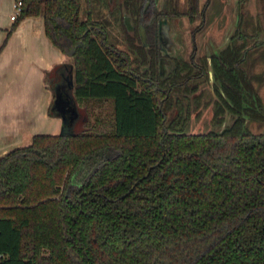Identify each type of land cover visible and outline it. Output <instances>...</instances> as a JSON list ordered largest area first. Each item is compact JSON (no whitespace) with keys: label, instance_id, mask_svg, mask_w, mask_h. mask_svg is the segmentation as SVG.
Instances as JSON below:
<instances>
[{"label":"trees","instance_id":"1","mask_svg":"<svg viewBox=\"0 0 264 264\" xmlns=\"http://www.w3.org/2000/svg\"><path fill=\"white\" fill-rule=\"evenodd\" d=\"M196 3L171 10L194 19ZM81 5L23 0L8 31L25 16L44 17L49 37L73 58L82 126L36 134L0 156V264H264V66L252 77L242 67L260 20L242 13L231 42L213 55L236 117L222 132L193 133L185 88L167 84L155 96L139 85L104 43L99 8L83 20ZM182 78L177 71L169 82ZM214 107L212 120L222 123L225 108ZM103 148L111 156L73 181Z\"/></svg>","mask_w":264,"mask_h":264},{"label":"flooded vegetation","instance_id":"2","mask_svg":"<svg viewBox=\"0 0 264 264\" xmlns=\"http://www.w3.org/2000/svg\"><path fill=\"white\" fill-rule=\"evenodd\" d=\"M187 1L90 0L87 2L85 0V7H83V2L81 5L80 17L85 20L88 18V10L91 7L99 8L102 15L100 19L104 23L103 41L111 49L114 60L117 61L118 66L127 69L139 85L149 87L155 96L158 95L159 88L167 84L170 86L181 85L185 88L181 93H178L192 102L190 126H193L194 119H200L205 113L207 115V123H204L203 127L189 130V132L198 133L210 130L222 132L233 122L236 115L226 104L230 103L233 106L231 98L224 90L223 82L215 74L213 55L218 54L231 42L235 29L240 24L242 13L250 12L257 22L260 20L261 29H259L258 35L246 45L244 51L246 60L242 67L246 69L250 77L263 71L264 61L261 60V56L262 51L264 54V46H262L264 44H261V47H257L258 45L254 47V45L264 42V2L260 0H255L254 3L252 0H225V3H229L228 5L231 6V17L220 40L217 44L213 42L215 44L206 47L204 52H199L194 47L190 52V57L184 58L179 52L180 44L176 40L177 32L174 29L171 30V27L174 28L173 18L186 17L190 22H198L197 28H201L205 23L207 10L212 4V0H192L197 2V13L194 19L190 13L181 15L173 13L171 8L180 6L185 8ZM95 19L99 20L98 17ZM251 33V29L247 31V34ZM71 67L73 70L72 89L68 78ZM177 71L181 72L182 80L169 82V78ZM258 75L261 80L257 86L264 105V71ZM52 77H54L52 79L54 100L56 90L63 92L65 98L73 96L76 99L73 58L59 66ZM243 101L247 103L246 99ZM216 102H221L225 108L222 123L212 120ZM244 117L248 122L250 116L244 113ZM109 157L103 156L98 163L92 157L88 158L81 167H77L73 181L80 183Z\"/></svg>","mask_w":264,"mask_h":264},{"label":"crops","instance_id":"3","mask_svg":"<svg viewBox=\"0 0 264 264\" xmlns=\"http://www.w3.org/2000/svg\"><path fill=\"white\" fill-rule=\"evenodd\" d=\"M17 0H0V156L32 143L36 134H58L52 115L55 70L72 60L46 31L42 15L12 19Z\"/></svg>","mask_w":264,"mask_h":264},{"label":"rangeland","instance_id":"4","mask_svg":"<svg viewBox=\"0 0 264 264\" xmlns=\"http://www.w3.org/2000/svg\"><path fill=\"white\" fill-rule=\"evenodd\" d=\"M252 1L254 3L255 0ZM82 2L85 7V0ZM228 4L225 3V0H212V4L207 10L205 23L201 28H197L198 22H190L186 17L173 18L174 30L177 32L176 40L180 44L179 52L182 57L189 58L194 47L199 52H204L206 47L217 44L230 21L231 6ZM90 106L96 113L99 111L97 103H92ZM80 122L79 119L75 123V130L81 129ZM204 123H207L206 113L200 119H194L193 126H190L189 130L203 127Z\"/></svg>","mask_w":264,"mask_h":264},{"label":"water","instance_id":"5","mask_svg":"<svg viewBox=\"0 0 264 264\" xmlns=\"http://www.w3.org/2000/svg\"><path fill=\"white\" fill-rule=\"evenodd\" d=\"M174 28L171 27V30ZM229 37V36H228ZM73 70L72 67L70 69V76L69 78V84L70 88H73ZM52 109L54 110L56 116H60L62 119V125H61V130L60 134L62 135H70L75 132V123L78 121L80 118V111L79 107L77 104V101L75 97L71 98H65L63 92L56 90V98L54 100V103L52 105ZM109 157L110 156V151L109 149H99L95 151L93 154L88 155L78 166L81 167L82 164L88 159V158H93L97 163L100 162L102 157ZM76 175H73L72 180H74Z\"/></svg>","mask_w":264,"mask_h":264},{"label":"built area","instance_id":"6","mask_svg":"<svg viewBox=\"0 0 264 264\" xmlns=\"http://www.w3.org/2000/svg\"><path fill=\"white\" fill-rule=\"evenodd\" d=\"M23 7V0H17L15 3V8H14V12L12 14V19H17V17L19 16L21 10Z\"/></svg>","mask_w":264,"mask_h":264}]
</instances>
